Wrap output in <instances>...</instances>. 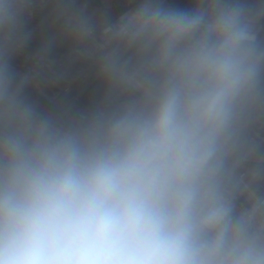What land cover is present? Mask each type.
Returning a JSON list of instances; mask_svg holds the SVG:
<instances>
[{
    "label": "clouds",
    "instance_id": "clouds-1",
    "mask_svg": "<svg viewBox=\"0 0 264 264\" xmlns=\"http://www.w3.org/2000/svg\"><path fill=\"white\" fill-rule=\"evenodd\" d=\"M0 264H264V0H0Z\"/></svg>",
    "mask_w": 264,
    "mask_h": 264
},
{
    "label": "built area",
    "instance_id": "built-area-1",
    "mask_svg": "<svg viewBox=\"0 0 264 264\" xmlns=\"http://www.w3.org/2000/svg\"><path fill=\"white\" fill-rule=\"evenodd\" d=\"M29 29L33 35L25 48L19 53L14 54L10 63L13 70L20 76L27 74L32 68V57L41 48L45 34L40 26V18H35L29 25ZM50 59L55 63L53 67L57 70H66L70 74H76L87 70V65L83 63H71L69 61V47L54 46L50 52ZM25 95L36 102L41 109L51 110L50 106L63 101L64 104L70 103L73 98H77L78 107H87L90 103L85 99V95L81 98L77 97V93L62 90L59 86L46 87L42 91H38L32 87L26 88Z\"/></svg>",
    "mask_w": 264,
    "mask_h": 264
},
{
    "label": "crops",
    "instance_id": "crops-1",
    "mask_svg": "<svg viewBox=\"0 0 264 264\" xmlns=\"http://www.w3.org/2000/svg\"><path fill=\"white\" fill-rule=\"evenodd\" d=\"M78 3L86 5L89 11L99 6L100 0H78ZM131 6V0H113L114 12L118 13ZM46 35V33H44ZM58 47H68L67 45H56Z\"/></svg>",
    "mask_w": 264,
    "mask_h": 264
},
{
    "label": "water",
    "instance_id": "water-1",
    "mask_svg": "<svg viewBox=\"0 0 264 264\" xmlns=\"http://www.w3.org/2000/svg\"><path fill=\"white\" fill-rule=\"evenodd\" d=\"M185 2H186V1H185ZM83 96H84V94H77V97H78V98H81V97H83ZM70 103L76 104V103H77V98H73V99L70 101ZM60 104H64V102H63V101L58 102V103H56L55 105L50 106V109H51V110H54V109H56L57 106L60 105Z\"/></svg>",
    "mask_w": 264,
    "mask_h": 264
},
{
    "label": "trees",
    "instance_id": "trees-1",
    "mask_svg": "<svg viewBox=\"0 0 264 264\" xmlns=\"http://www.w3.org/2000/svg\"><path fill=\"white\" fill-rule=\"evenodd\" d=\"M186 0H177V2H180V3H183V2H185ZM96 94V92L95 91H93L90 95H95Z\"/></svg>",
    "mask_w": 264,
    "mask_h": 264
},
{
    "label": "rangeland",
    "instance_id": "rangeland-1",
    "mask_svg": "<svg viewBox=\"0 0 264 264\" xmlns=\"http://www.w3.org/2000/svg\"><path fill=\"white\" fill-rule=\"evenodd\" d=\"M92 96H94V95H90V94H89V95H87V96L85 95V99H87V100L91 101V98H92Z\"/></svg>",
    "mask_w": 264,
    "mask_h": 264
}]
</instances>
